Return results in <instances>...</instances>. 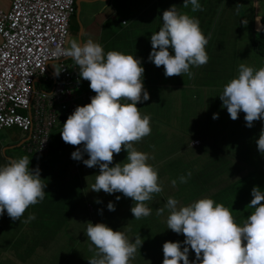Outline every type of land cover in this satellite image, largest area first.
<instances>
[{
    "label": "clouds",
    "instance_id": "9594fccd",
    "mask_svg": "<svg viewBox=\"0 0 264 264\" xmlns=\"http://www.w3.org/2000/svg\"><path fill=\"white\" fill-rule=\"evenodd\" d=\"M189 4L192 12L203 11L199 0H183V7L187 8ZM162 22L163 26L150 37L148 59L157 67L163 66L166 77L187 74L191 78L190 68L203 66L209 60L211 49L207 54L206 45L208 47L211 34L206 37L196 17L178 12L174 6L163 11ZM241 23L246 25L248 21L245 19ZM51 57L55 61L71 58L79 69V76L89 82L95 93L90 102L73 107L75 110L71 114L72 109L67 116L59 118L53 128L67 118L60 131L62 140L73 146L83 145V151L77 147L71 158L82 160L89 168L99 166L90 189L108 194L119 192L131 198L130 211L135 219L151 215L152 209L146 202L153 200L154 194L161 193L163 187L157 169L148 163L152 157L134 147L152 131L150 116H142L137 107L138 102L149 99L143 85L144 68L140 59L117 51L105 53L102 45L91 39L83 43L71 39L68 48H57ZM261 62L263 67L259 69L239 65L238 76L228 81L219 95L231 119H238L243 111L247 127L264 119V61ZM54 69V75L59 76L62 68ZM36 82L39 84V79ZM216 118L218 114L214 113L213 119ZM13 127L19 128L5 129ZM19 129L26 134L28 149L39 153L28 132ZM196 141L198 144L195 145ZM192 143L193 147L201 144L199 140ZM256 143L258 151L264 154V129ZM122 149L127 152L125 162L110 167L114 154H119ZM48 150L39 154L45 156ZM84 152L87 159H83ZM29 164L30 158L25 155L0 166V215L6 211L13 221H20L30 206L45 198L46 183L40 176V169H31ZM191 175L189 171L187 176H180L179 182L187 183ZM171 184L176 186L177 180H172ZM251 195L248 207L254 211L242 226L234 221L228 208L211 198L178 207L179 201L168 197L165 205L156 209V214L160 216L168 210L167 228L182 233L185 246L181 250L179 241H165L162 264H264V191L254 186ZM107 208L115 210L111 202ZM32 219L35 216L30 214L23 222ZM70 228L69 236H78L79 233L70 235ZM86 235L96 249L94 256L88 259L89 264H131L143 242L139 234L132 242L118 230V225L108 227L103 223H88ZM61 243L67 250L73 246L69 239ZM189 246L195 253L196 262L188 259Z\"/></svg>",
    "mask_w": 264,
    "mask_h": 264
},
{
    "label": "rangeland",
    "instance_id": "374dc122",
    "mask_svg": "<svg viewBox=\"0 0 264 264\" xmlns=\"http://www.w3.org/2000/svg\"><path fill=\"white\" fill-rule=\"evenodd\" d=\"M174 6L178 12H180L179 5L176 1L173 0H162ZM209 8L215 9L217 11L216 17H208L206 23H200V27L205 29H211L213 38L211 41V36L208 41V48L214 49L209 56L207 64L200 66L202 70L201 73H197V79L195 80L197 74H193L189 80L185 81V86L183 84H173L169 89H159L156 91L157 96L159 97V106L160 109L157 112L158 123L153 128V138L149 141L148 145H137L135 146L137 150L143 151L149 147H153L154 153L158 156L154 157V160L160 161V166L157 168L159 175V182L163 187V191L159 194H154V198L151 201L146 202V204L152 209L151 215L147 217H142L140 219H135L130 211L133 206V201L129 197H124L120 195L121 204L124 205L125 209L117 212L120 214L111 215L114 211L107 210L108 215L104 216H94L87 214L84 217H77L75 211H73L75 219L70 220H57L52 218L51 220L58 222L57 225L59 228L69 226L70 235H76L79 231L86 229L88 223L96 224L103 223L108 227L111 222L116 223L119 226L123 221L129 219L132 224V230L134 233L143 234L145 236L149 226L152 225L154 229L159 233V237L164 240L162 230L158 231L156 227L162 226L161 221H167V216L169 212L165 209L163 215L158 216L156 214V209L163 207L167 201L168 197H173L179 201L178 207L186 206L189 203H192L201 198H211L216 203L224 205L230 210L234 217V221L242 226L246 221L247 217L251 214L254 209L248 207V204L243 207H236L239 197V186H240V173L237 170L231 171V168L235 164V153L234 149L235 138L240 131V128H245L254 131L253 127H247L244 119V113L241 111L238 115V119L233 120L230 118L227 108L222 106V101L219 98V95L223 91V86L230 81L232 78L238 76L239 65L245 64L251 66L254 69H259L263 67L261 61H264V56H255V54H246V51L249 48L251 41L257 37L258 33L263 30L262 18L264 17V0H207ZM81 5L85 8L87 5L84 2H81ZM169 7H162L158 11V15L162 14L164 10L169 9ZM76 15L71 18L70 30L71 33L70 40L76 39L79 40L80 24L82 22L79 16V6L76 5ZM240 13L238 14V12ZM122 16L128 20H133L135 23H143L145 28H140L138 34L145 31L146 34H150L154 31H159L163 26L161 24H154V27L151 28V25L145 24V21L136 19L132 11H127L122 13ZM106 17V14H105ZM99 19L100 16H98ZM247 20L246 25L242 24V20ZM213 21L214 27L209 25V22ZM109 25L113 26L114 30L117 31L118 28L115 26V23L107 20ZM134 23V25H135ZM202 30V29H201ZM202 32H204L202 30ZM255 35V36H254ZM95 42H98V39H95ZM113 44H104L103 48L105 53L108 51H123L125 48V42L118 35V40L112 42ZM69 47V38L67 43V48ZM123 54V53H122ZM128 55V54H125ZM143 56H139L141 59ZM232 63V65H230ZM141 65L147 66L145 62ZM216 65V68H211L212 72L217 73L218 75L225 74L224 71H227V75L224 78H219L215 84H219L215 90H210L206 86H201V89H191L188 86L197 85L199 83L208 84L207 74L209 67ZM58 68L56 65L52 66V69ZM152 71H150L151 73ZM157 73V72H156ZM200 75V76H199ZM206 78V80H204ZM49 83H41L39 86L50 89L53 85L52 77H49ZM156 85L155 80H150L148 86L153 87ZM175 85H177L175 87ZM201 85V84H200ZM196 87V86H195ZM149 95L153 92L148 90ZM94 93H91V95ZM95 95V94H94ZM80 101H77L78 104ZM68 107V104L65 105ZM218 114V118L213 119V114ZM172 123V129H169L168 126ZM256 130L261 133V130L264 129V122L256 120L253 122ZM199 140L200 145L193 147V140ZM0 140L2 144H6V149L0 152V166L3 163L4 159H13L18 158L16 154L22 153V156L26 155V151L22 147H13V143L17 146L20 141L26 140V134L23 133L19 128L13 127L11 129H4L0 132ZM11 142V144L9 143ZM52 144L56 142V139L52 137ZM60 143L63 145V142L60 140ZM125 150L119 154L124 153ZM12 156V157H10ZM40 156V155H38ZM55 158L52 153L48 158V161ZM115 158V157H114ZM113 158V159H114ZM31 159H34L31 161ZM44 157H31L29 167L35 169L38 167L40 169V176L43 180L44 171L46 170L45 166H42ZM88 168V167H87ZM87 168L84 176L80 178L87 177ZM189 169V170H187ZM263 176L259 178V181L256 185L264 191V169ZM191 172L192 175L187 179V183H180V176H187L188 172ZM195 173V174H194ZM91 179V177H90ZM172 180H177L176 186L171 184ZM86 183V182H85ZM253 186V187H254ZM252 187V188H253ZM45 196L48 198L50 189L45 188ZM85 193L91 199V189L85 184ZM227 197V198H225ZM252 198H247V202L251 201ZM115 197H108L104 199L105 202L113 203L118 202ZM246 202V203H247ZM97 204L99 214H102L101 207L107 208ZM119 205L114 204V208H118ZM91 209V202L87 206ZM38 209V206H30L24 215L19 220L13 221L8 215L7 212L3 215H0V264L5 259L6 256H11V259L8 261V264H12L13 261H16L15 250H12L14 246V240H17L18 237L25 231L29 234L30 231L27 229L28 222L23 221L27 220V216L30 215V211ZM71 206H68L64 214L72 213ZM129 213L128 218L126 215ZM57 215V214H52ZM61 215V214H60ZM159 220V221H158ZM24 223V227L19 232L18 227ZM83 223V227L81 226ZM70 224V225H67ZM80 234V233H79ZM86 234V232H85ZM135 234V235H138ZM183 235V234H182ZM141 236V235H140ZM70 236L64 234H59V239H69ZM166 241V240H165ZM161 243L159 244V254L160 249L162 250ZM16 252V251H15ZM83 255L81 252L73 251L71 256H80ZM161 255V254H160ZM191 257L195 258V253L191 254ZM60 261V260H59ZM33 264H42V262H35ZM55 264V261L53 262ZM59 264V262H58ZM65 264V263H63Z\"/></svg>",
    "mask_w": 264,
    "mask_h": 264
},
{
    "label": "built area",
    "instance_id": "2783aa9c",
    "mask_svg": "<svg viewBox=\"0 0 264 264\" xmlns=\"http://www.w3.org/2000/svg\"><path fill=\"white\" fill-rule=\"evenodd\" d=\"M8 1L9 9H0V131L22 128L43 153L59 118L67 116L77 101L90 102L95 94L71 58L51 57L57 48H67L76 2ZM53 65L62 68L59 76ZM49 77L50 89L38 87V79L47 84Z\"/></svg>",
    "mask_w": 264,
    "mask_h": 264
},
{
    "label": "crops",
    "instance_id": "0c3cea01",
    "mask_svg": "<svg viewBox=\"0 0 264 264\" xmlns=\"http://www.w3.org/2000/svg\"><path fill=\"white\" fill-rule=\"evenodd\" d=\"M173 1H176L177 5H179L180 13L189 11L191 7V4H189L187 8L183 7V0H173ZM81 2H84L87 5V7L84 8L81 5ZM76 5L79 6V16L82 20L80 24L78 42L83 43L86 42L88 39H91L95 42V39H98V43L101 44L103 47L105 43L113 44L112 42L118 40V35H120V37L125 42V48L123 49V51H121V53L134 55V57L136 58H138L139 56H143L140 59V61L141 63L145 62L147 64V66L141 65L144 68L143 85L146 91L150 90L153 93L149 95V99L147 101L138 102L137 107L139 108V111L142 116L143 115L150 116L152 131L149 136L144 137L140 142L136 143L134 147L137 145H143V146L148 145L150 143L149 141L154 136L152 133L153 128L158 123L157 112L160 109V106L159 103L156 102L157 101L156 91H159V89L162 88L170 89L171 85L173 84L178 85L180 82L183 81L181 80V78L188 75L184 74L182 76H179L180 80H177L178 76L166 77L164 75L163 66L157 67L154 65V63H152L148 59L149 54L151 52L150 37L152 33L154 34L158 31H154L150 34H146L145 31L142 32L141 30V32L138 34V30L140 28H145L143 23L140 24V22L135 23L133 20H128L122 16V13L131 10L133 16L136 19L145 21L146 26L151 25L152 26L151 28H153L154 24H157L159 18L162 17V14L158 15V11L162 7L171 6V4L167 2L162 3V0H82L80 1L79 4L76 3ZM201 6L203 8V12L198 16H196V18L199 20V24L203 22L206 23L208 17L204 18V13L208 9H210L208 3L206 4V6H204V4H202ZM9 7H10V3L8 0H0V9L7 10L9 9ZM197 12H201V11H197ZM98 16H100L101 19H99ZM107 20L114 22L118 30L115 31L113 26L109 25L108 22H106ZM209 25L214 27L213 21L209 22ZM203 31H204L203 32L204 35L208 37L209 34L205 31V28L203 29ZM211 33L212 32H210V34ZM69 35L71 36L70 32ZM70 36H69V41H70ZM169 51L170 53H172L171 48H169ZM206 52L207 54L209 53V48L207 47V45H206ZM190 70L193 74H197L200 73L201 69L200 67L193 66L190 68ZM150 71L152 72L150 73ZM150 80H155L156 85L149 88L148 82ZM177 81H179V83H177ZM177 85H175V87ZM195 88L201 89V86L198 85ZM122 103H128V102L122 101ZM79 104H77L76 107L83 106L87 104V102H82L80 105ZM74 110L75 108L70 111V114ZM66 119L60 121L55 127V129L52 131V136L50 138V141L53 137L54 139H56V142L54 144L50 142L49 150L47 154H45V156L40 155L34 150L28 149L25 140L20 141L17 146L12 141L14 145L13 147L15 148L20 146L24 148V150L26 151V155L29 158L39 157L40 161L42 157L45 158L44 161L42 162V166L46 167V170L44 171L43 182L46 183V187L50 189L49 196L51 195V197L48 198L47 196H45L43 201L36 204V206H38V209L32 212L30 211V214L34 215L35 218H39V219L50 218L51 217L50 215L52 214H63L65 213V210L68 206H71L72 214L73 211H75V215H77V217H79V209H83V216L87 213H89V215L91 214L93 215L95 213V208H97L96 207L97 204H100L101 206H105L106 204H108L107 202L104 201V199L108 197L116 198L117 196L123 195L122 193L119 192L108 194L105 193L103 190L99 192H94L91 190V199L87 196V194L85 193V184L89 188H91V186L95 182L96 174L99 173V166L87 168V166H85L82 160H75L71 158V153L73 151H76L77 147H79L81 151H83V145L73 146L65 143L62 140L60 131H62L63 123L66 121ZM260 121L264 122V119H261ZM168 128L169 129L173 128L172 123H170ZM60 140L63 142V145L60 143ZM9 143L11 144L10 141ZM6 146L7 145L2 144L0 140V152L3 149L4 151L5 150L7 151ZM143 151H145V153H148L150 157H152L151 159H149L148 163L157 169L160 166V161L154 160V157L158 156V154L154 153L153 147H149L147 149H144ZM51 153L55 158L48 161V158L51 155ZM21 154L22 153H20V155L19 154L16 155L22 157ZM126 156H127L126 151H124V153L122 154H114L115 158L113 159V164L109 166L111 167L116 163L125 162L124 160H126ZM87 158L88 155L86 152H84L83 159H87ZM9 160L10 159H4L1 166L6 164ZM33 160L34 159H31V161ZM86 168H87V177L80 178V176H84L86 172ZM90 202H91V209L87 208ZM114 204L119 205L121 204V201L119 200L118 202H114ZM101 209H102V214L99 215L100 216L107 215L106 211L109 209L105 207L104 208L101 207ZM97 213H99L98 208H97ZM71 219H75L74 214L71 217ZM30 221H28L29 224ZM57 232L59 234H64L65 232L64 227L58 228ZM54 241L57 243L58 251L59 252L61 251V253L65 255L67 252V246L65 244H62L58 239ZM16 242L17 240H14V246L12 250H15ZM7 258L8 256H6V259Z\"/></svg>",
    "mask_w": 264,
    "mask_h": 264
},
{
    "label": "trees",
    "instance_id": "16d2710c",
    "mask_svg": "<svg viewBox=\"0 0 264 264\" xmlns=\"http://www.w3.org/2000/svg\"><path fill=\"white\" fill-rule=\"evenodd\" d=\"M200 4H204L206 6L207 0H199ZM76 9V5H75ZM77 10H75L74 16L76 15ZM197 12V11H196ZM192 12L191 7L189 11L187 12H181L186 13L189 16L196 17L201 12ZM217 11L215 9H208L204 13V18L206 17H216ZM73 16V17H74ZM263 23V30L258 33L257 37L251 41L249 45V49L246 51V54H255V56H264V17L262 18ZM158 24L163 25L162 17L159 18ZM202 30L204 28L200 27ZM211 29H205V31L209 34ZM213 38V34L211 33V41ZM213 48L211 49V53L213 52ZM210 56V53H209ZM232 65V63H230ZM233 66V65H232ZM216 68V65L209 67L207 79L208 84L206 83H199L196 86H206L210 90H215L219 84H215L216 81L219 78H224L227 75V71H224L225 74L218 75L215 72H212L210 69ZM202 70H200V73ZM200 76V75H199ZM198 74L195 78V80L200 81L197 79ZM177 80H180V77H177ZM183 80L180 82V84H184L185 81L189 80L188 76H184L181 78ZM206 80V78H204ZM179 81H177L178 83ZM191 89H196L195 85L188 86ZM218 92V90H215ZM157 103L159 102V98L157 97ZM253 129L254 131L251 132L250 130L245 128H240V131L238 132L235 143H234V149H236L235 153V164L231 168V171H235L238 169L240 173V186H239V197H238V203L236 204V207H243L247 205L250 201L247 202V198H252L251 190L254 185L257 184L259 181V178L263 176V170L264 169V154L260 153L257 148V139L260 135V132L256 130V127L253 123ZM195 174V173H194ZM227 198V197H225ZM247 202V203H246ZM120 207H118L117 211L112 212L111 215L120 214L117 213L121 211L124 208L123 204H119ZM92 215V214H91ZM94 216H100L99 213H97V208H95ZM108 215V214H107ZM50 218H35L30 221V224L27 226V229L30 231L29 234L25 233V231L18 237L17 242L15 244V251L14 255L16 257V261H13L12 264H31L35 262H42V264H53L55 261V264H89L90 258H92L96 252V249L94 246L91 245L87 235L85 234L86 229H83L79 231L80 234L78 236L70 237L69 240L73 244L72 247H70L69 250H67L66 254L63 255L61 251L59 252L57 249V243L54 241L56 239L59 240V233L57 232V229L59 228L57 223L52 218H55L57 220H70L73 216L72 213L70 214H57L56 216L50 215ZM87 216H89V213H87ZM129 213L126 215L128 218ZM83 216V209H79V218L81 219ZM123 222L119 224L118 230L124 232L130 239V241L134 242V238L137 236L132 230V224L129 219L122 220ZM159 221V220H158ZM162 226L156 227L158 231L162 230L163 232V238L162 240L159 237V233L154 229L152 225L149 226V229L147 230L145 236L143 234L141 235L143 242L139 250H137V254L135 258L131 261V264H162L163 261V252L160 254L159 252V244L163 245V243L166 241H179L181 245V250L185 246L183 241L185 239L184 235L177 234L173 232L171 229L167 228L166 220L163 222L161 221ZM70 225V224H67ZM86 225L83 223L81 226L83 227ZM110 225L114 226L116 223L111 222ZM24 227V223L18 227V230H22ZM65 232L64 235L69 236V226L64 227ZM61 235V234H60ZM75 252H81L83 255L78 256H71V253ZM191 254H194V251L189 246V253H188V259L190 262H196L194 257H191ZM11 259V256H8L7 259H5L2 263L8 264V261ZM60 260V261H59ZM1 261V260H0ZM182 264V262H181Z\"/></svg>",
    "mask_w": 264,
    "mask_h": 264
},
{
    "label": "water",
    "instance_id": "95a60500",
    "mask_svg": "<svg viewBox=\"0 0 264 264\" xmlns=\"http://www.w3.org/2000/svg\"><path fill=\"white\" fill-rule=\"evenodd\" d=\"M80 1H82V0H77V2H76V3H77V4H79V3H80Z\"/></svg>",
    "mask_w": 264,
    "mask_h": 264
}]
</instances>
